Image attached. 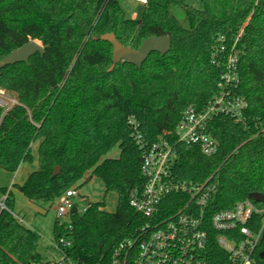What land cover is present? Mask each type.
I'll return each instance as SVG.
<instances>
[{
    "label": "trees",
    "instance_id": "16d2710c",
    "mask_svg": "<svg viewBox=\"0 0 264 264\" xmlns=\"http://www.w3.org/2000/svg\"><path fill=\"white\" fill-rule=\"evenodd\" d=\"M201 1L197 9L186 0H148L141 16L132 18L119 0H0V60L32 40L45 49L28 63L0 69V86L21 102L0 123V168L15 172L37 163L22 184H14L31 202L54 204L88 176L118 196L113 212L98 201L70 214L71 255L79 264H110L116 246L149 221L129 203L131 192L144 185L129 117L151 143L176 128L187 105L202 109L217 93L224 68L213 64V47L223 36L230 49L241 30L237 92L248 102L247 123L215 116L208 132L218 152L208 157L196 145H179L175 173L191 181L213 175L218 190L211 211L263 190L264 0ZM172 7L185 9L188 27ZM111 32L133 48L148 37L170 35L171 49L152 52L141 67L121 61L109 71L112 43L100 36ZM116 146L119 156L107 157ZM56 166L61 173L53 175ZM178 197L184 199L172 194L168 200ZM13 205L10 190L9 210L0 214V264L40 260V235L13 215ZM60 221L58 216L55 237L69 233ZM261 251L264 232L255 264H264Z\"/></svg>",
    "mask_w": 264,
    "mask_h": 264
},
{
    "label": "built area",
    "instance_id": "2783aa9c",
    "mask_svg": "<svg viewBox=\"0 0 264 264\" xmlns=\"http://www.w3.org/2000/svg\"><path fill=\"white\" fill-rule=\"evenodd\" d=\"M137 1L145 5L148 0ZM241 32L230 49L223 36L218 38L212 52L213 64H224L218 91L202 109L187 105L172 132L165 131L157 140L146 142L135 116L129 117L132 136L141 150L144 178L143 187L131 192L129 203L149 221L136 237L124 239L116 246L110 264L256 263L264 232V187L261 191L263 201L249 197L237 201L232 208L211 211L218 190L213 175L202 181H191L175 173L179 145H196L208 157L218 152V141L208 132L215 116L226 115L236 123H247L248 102L237 92L239 50L235 46ZM17 105H21L19 99L0 86V123ZM9 192L10 189L0 196V214L9 210ZM172 194L184 195V199L168 200ZM78 195L79 188L73 186L59 198L57 214L60 218L70 215L73 207L77 209L74 198ZM60 223L68 225L69 233L49 240L48 249L53 257L25 264H79L71 255L73 240L69 234L72 226L70 222Z\"/></svg>",
    "mask_w": 264,
    "mask_h": 264
},
{
    "label": "rangeland",
    "instance_id": "374dc122",
    "mask_svg": "<svg viewBox=\"0 0 264 264\" xmlns=\"http://www.w3.org/2000/svg\"><path fill=\"white\" fill-rule=\"evenodd\" d=\"M122 7L125 9L128 16L136 12L138 17L141 16L144 4L137 0H119ZM189 6L197 9L203 8L201 0H186ZM171 11L176 15L180 23L184 27H188V20L184 8L172 7ZM35 144L34 150L36 148ZM120 149L118 146L112 149L107 157H118ZM36 162L23 163L17 171L10 172L0 168V196L10 189L14 196L13 213L31 229L39 233L38 251L42 259H50L53 253L48 249L49 240L54 238V223L57 214V205L59 199L54 204L48 202H31L16 188L14 184H22L32 166H36ZM79 195L74 198V203L77 205V210L82 213L88 203L102 201L105 203V209L113 212L117 208L118 196L115 192H106L102 180L96 176H88L86 180L79 182ZM77 187V185H75ZM61 221L70 222V215H65L60 218Z\"/></svg>",
    "mask_w": 264,
    "mask_h": 264
},
{
    "label": "water",
    "instance_id": "95a60500",
    "mask_svg": "<svg viewBox=\"0 0 264 264\" xmlns=\"http://www.w3.org/2000/svg\"><path fill=\"white\" fill-rule=\"evenodd\" d=\"M97 39V37H94ZM100 39L109 41L112 43V64L109 71H112L116 64L121 61H127L138 67H141L144 61L152 52H159L165 55L171 49L172 39L170 35L162 36H151L143 40L139 48H133L131 46L123 45L116 35L111 33H106L100 36ZM36 52L44 53V47L37 41H29L22 46L15 48L8 55H5L0 60V69L7 65H12L18 62H29V58ZM61 173V167L56 166L53 175ZM250 198L256 201H263V195L261 192H254L250 194ZM76 207H73L71 213H76ZM260 257L264 259V251L260 252Z\"/></svg>",
    "mask_w": 264,
    "mask_h": 264
},
{
    "label": "crops",
    "instance_id": "0c3cea01",
    "mask_svg": "<svg viewBox=\"0 0 264 264\" xmlns=\"http://www.w3.org/2000/svg\"><path fill=\"white\" fill-rule=\"evenodd\" d=\"M131 17H132V18H137V17H138V14H137L136 12H134V13L131 15ZM36 167H37V165H36V166H32V167L30 168V170H29L28 173H30L31 171H33Z\"/></svg>",
    "mask_w": 264,
    "mask_h": 264
}]
</instances>
